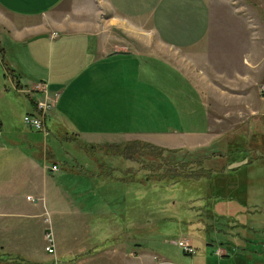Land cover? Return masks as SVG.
I'll return each instance as SVG.
<instances>
[{
  "label": "rangeland",
  "instance_id": "rangeland-1",
  "mask_svg": "<svg viewBox=\"0 0 264 264\" xmlns=\"http://www.w3.org/2000/svg\"><path fill=\"white\" fill-rule=\"evenodd\" d=\"M206 2L209 17L207 27H203L205 23L201 26L206 29L204 36L197 43L180 48L162 42L161 35L153 28L159 19L158 15L156 19L155 11L154 13L145 11L144 19L122 20L114 15V11L104 0H80L77 5L66 3L65 10H69L70 13L63 12L64 14L60 13L58 16L72 24L82 25L81 29L85 30L97 31V27H105L104 30L107 33L116 34L121 38L113 42L119 47L129 48L133 45V49L138 48L144 54H158L181 65L182 69L195 77L197 84L199 83L197 88H201V94L207 100L211 115L208 133L176 137L177 140L185 142L183 144L185 150L193 152L190 154L191 157H201L199 156L201 153H210L216 148H225L227 142L240 138L244 139L246 147L249 148H247L248 151L254 152L255 156H260V150L264 149V92L261 90L264 84V0H207ZM164 5L171 6L169 10L160 14L167 23L171 21L188 22L187 13L189 11L176 12L177 5L168 0L164 2ZM172 9H174V14L168 15ZM14 20L21 19L14 18ZM48 20H50L49 17ZM104 30H98L101 31V36H104ZM77 33H73L77 35L76 42L81 43L86 39L85 34ZM0 40V44L7 49L4 53L0 52V118L4 121L1 140H5L1 141L0 145V214H5L2 213L3 211L9 212L13 208L16 209V213L0 216V244L6 246L2 248L10 253L8 257L0 253V264H15L19 263V260L23 262L31 260L21 252L12 251L20 246L31 247L32 251L29 256L32 258L42 259L46 264H54L55 254L46 250L47 230L52 231L55 240L58 241V243L56 241V251L61 244L66 252H72L74 246H83L87 248L85 252L87 254L92 251L91 248L102 246L101 243H104V240L106 242L117 241L114 234L118 235L120 231H124L123 236L131 231L137 239L128 234L126 238L129 245L128 251L135 249L138 242L144 245L155 243L149 247L158 252H165V255L170 254L173 258H178L177 262L180 264H203L204 256L207 264H235L232 259H225L224 262L217 260L219 257L216 255L219 245L217 243L221 238L220 232H211L216 243L208 244L205 232L199 228L201 225L196 220V209L193 205L203 203L201 197L205 191L203 180L169 187L141 185L137 187V190L131 191L120 185H99L96 177L83 172L85 169H93L97 173L99 169L107 172L109 169L121 168L122 173H116L124 177L127 171L144 174L146 172L144 167L150 163L143 158V154L148 151L144 148L146 143L143 145L137 141L133 146L131 145L132 152L127 149L126 143L133 142L134 139L119 141L122 143L121 146L102 143L96 146L102 151L93 153L94 157L87 154L84 142H105L88 141L97 138L95 136L97 134L86 135V138L78 136L77 140L74 139L76 135L72 132H77L81 126L84 128L99 126L97 122L90 119L92 112L87 110L90 104L88 93L76 95L78 96L76 100L81 97L83 99L80 105L84 109L81 110L83 115L71 109L70 102L65 110H58L63 127L67 130L60 126L58 132L50 131L45 136L44 132L31 129L25 123L24 115L33 109V101L28 94L14 89L12 75L6 73L7 67L13 64L15 72H12L21 79L19 80L24 87H32L35 84L34 73L32 76L28 73L29 69L32 71L29 66V47L26 44L28 37L15 36L9 30V32H3ZM71 49L76 48L71 47ZM69 50L70 48H66L67 53ZM17 57L20 61H25L26 66H22L21 62L20 67ZM100 87L104 86L100 85ZM49 93L54 96L53 92ZM56 94H58L57 99L59 93L55 92ZM48 122L51 124L50 119ZM23 134L38 143L37 146L41 151L37 149L39 154L45 156L49 163L59 161L60 170L55 173L47 171L49 183L46 185L45 179L42 183L43 189H40V175L33 173V177H37L39 188L34 186L36 183H32L28 184L31 187L18 189V194H11L12 190L9 186L12 182L9 179L13 177V169H10L12 166L9 164L15 162L17 154L21 150L26 152L29 146L22 140L18 143H11L8 137L19 138L18 136ZM161 141L165 142L167 139ZM42 143H47L48 148L45 149ZM15 145L19 148L17 149ZM89 148L91 147L88 146L87 149ZM120 152L123 156H113ZM195 159L206 161L208 164L205 165L208 167L212 165L215 168H225L226 165V157L214 153L209 157ZM43 160H37L38 164L33 162L32 169H43ZM247 168L245 179L249 177L248 202L252 208L256 207L257 210L244 212L240 216L235 214L248 224L249 228L246 232L253 238V249L261 251L264 244V158L257 157L256 161ZM15 175L16 178L13 177V180L22 176L21 173H15ZM261 184L262 187H260ZM16 185H22V183ZM30 195L34 196V199L29 198ZM231 205L235 208H242L237 201H232ZM19 213L22 215L30 213L33 218L25 224L24 233L27 239L24 241L20 238L17 240L20 244L15 246L17 242H11L13 239L9 238L7 231L4 229L5 232H1V229L2 226L7 225V230L9 226L12 227L17 222ZM9 219L15 221L9 224ZM117 219L119 221H116ZM159 224L161 231L167 226L170 228H165L169 232L161 234L158 238ZM222 224L216 222L215 225L222 226ZM45 226L47 229L44 233ZM128 227L131 229L128 230ZM14 233L23 236L21 228L15 229ZM184 236L192 237L198 242L199 246L195 253L184 251L172 241V239ZM13 245L15 247L12 248ZM221 250L224 255L234 251L228 246ZM250 261L255 264H264V255L254 253ZM67 263L73 264L70 261ZM89 264L110 263L98 253L94 255V259Z\"/></svg>",
  "mask_w": 264,
  "mask_h": 264
},
{
  "label": "crops",
  "instance_id": "crops-1",
  "mask_svg": "<svg viewBox=\"0 0 264 264\" xmlns=\"http://www.w3.org/2000/svg\"><path fill=\"white\" fill-rule=\"evenodd\" d=\"M104 1L112 8L114 15L122 20L141 19L145 11L151 13L155 11V17L157 19L158 15L159 19L157 24L153 25V28L161 35L163 43L174 47L180 48L197 43L206 31L201 26L203 23H205L203 27L208 25L207 0H168L177 5L178 10L176 12H179V10L189 11L187 13L188 22L186 23L176 21L167 23L166 20L162 19L163 16L160 14L171 8L170 5H164L167 0ZM66 3L77 5L80 0H0V36L3 32H9L10 30L15 36L28 37L26 44H28L30 53L29 66L32 68V71L29 69L28 73L30 76L34 73L33 80L35 84L32 87H24L20 82L21 79L12 72H15L14 65L12 64L13 67L8 66L6 73L12 75L14 89L28 94L33 101L32 106L35 105V100L42 96V92L37 90L39 85L46 84L51 92L59 93L54 108L47 119V122L49 119L51 122V124L48 122L52 129L51 132L57 131L60 126L63 127L58 110H65L69 102L72 105L71 109L77 110L83 115L81 110L84 109L80 106L83 99L81 97L76 100L78 93H88L90 104L87 110L92 112L90 119L99 125L94 126L96 128L81 126L77 132H72L77 137L82 138H86V135L97 134L95 135L97 138L88 141L116 142L139 138L167 147H184L185 142L177 140L176 137L184 135L188 137L209 132L211 113L207 100L201 94V88H197L199 83L197 84L195 77L182 69L181 65L175 64L158 54H144L138 48L133 49V45L129 48L119 47L118 44L113 42L115 39L121 38L116 34L107 33L104 30L105 27L100 28L101 26H99L96 29L97 31L85 30L81 29L82 25H75L62 20L58 14L70 13L69 10H65ZM169 14H174V9L169 11ZM48 17L50 20H48ZM14 18H20L21 20H14ZM98 30H104V36H101V31ZM73 33H83L86 35V39L81 43L76 42L77 35ZM71 47L76 49H71ZM66 48H70L69 53H67ZM0 49L2 53L7 51L2 44H0ZM17 61L20 67L21 62L22 66H26V62L20 61L18 57ZM38 78H40L39 81H37ZM100 85L104 87L101 88ZM5 88L8 90V86ZM3 126L4 121L0 118V145L1 141H5L1 140ZM65 130L67 129L65 128ZM9 137L8 140L11 143H18L22 140L29 146L26 152L21 150L17 154L15 162L9 164V166H12L10 169H13V177L16 178L15 173L22 174L17 180H13V177L9 179L12 182V185L9 186L12 190L11 194H18V189L31 187L28 184L32 183H36L34 186L39 188L37 177H33V173L40 175V189H43L42 183L45 179L46 185L49 183L47 171L50 170L51 173H55L60 169L52 170L50 168V165L54 162L49 163L45 156L39 154L38 143L29 136L23 134L18 136L19 138L12 139ZM162 139H167V141L162 142ZM42 144L45 149L49 146L47 143ZM15 146L17 149L19 148L17 145ZM39 159H44L42 162L44 164L42 165L43 169H32L33 162L38 164L36 161ZM34 166L36 167V165ZM19 167L20 169H18ZM18 183H22V185H16ZM23 185L25 187H22ZM260 187H262V184ZM261 195L263 196L262 193ZM2 213L5 214H0V216L16 213V209L13 208L9 212L3 211ZM24 214L19 213V218L16 219L17 222L12 227L9 226L8 230V225L2 226L1 232L7 231L9 238L13 239L11 242L16 243L20 238L24 241L27 239L24 233L26 231L25 224L31 221L33 217L30 213ZM13 216L17 217L18 215ZM9 221V224H11L15 220L9 219ZM47 226L44 228V233ZM155 227L158 228V226ZM20 228L23 236L14 233L15 229ZM4 229L5 231H3ZM123 232L120 231L118 235L114 234L118 239L117 241L106 242L104 240V243H101L102 246L91 248L92 251L87 254L85 253L87 248L83 246H74L72 252H66L61 244L62 249L61 247L58 248L59 250L57 249V256L63 261H70L73 264H89L94 259V255L98 253L103 255L110 264H161L155 258L157 255L167 261L162 264H180L177 262L178 258H173L170 254H167L169 255L167 256L165 252H158L149 247L155 245V243L144 245L142 242H138L135 249L128 251L129 245L126 242L128 234L133 238H136V236L131 231L130 233L125 231L126 235L122 236ZM211 232H220L221 239L217 243L219 244L217 250L225 249L228 246L225 242L226 232L217 229ZM165 233L161 231L157 237L159 238L161 234ZM206 236L207 243H216L211 233H206ZM248 236L250 239L242 245H240L242 242L240 237H232L234 251L228 256H226L227 253L224 255L217 252L216 255L219 256L217 260L224 262L225 259H232L235 264H255L250 261V258L254 253L264 255V244L261 251H256L252 245L253 238L249 234ZM190 239L193 244L195 243L197 251L198 242L192 237ZM175 240L172 239L174 243H176ZM19 242L15 246L19 245ZM15 246L13 245L12 248ZM0 247L6 248L1 244ZM12 251L21 252L31 260L44 261L29 256L32 251L31 247L20 246L17 250L12 249ZM203 264H207L205 256Z\"/></svg>",
  "mask_w": 264,
  "mask_h": 264
},
{
  "label": "trees",
  "instance_id": "trees-1",
  "mask_svg": "<svg viewBox=\"0 0 264 264\" xmlns=\"http://www.w3.org/2000/svg\"><path fill=\"white\" fill-rule=\"evenodd\" d=\"M0 52H2L1 49ZM27 113H36V104L33 106V109ZM32 129L36 130L34 128ZM77 138V136H74V139L77 140ZM137 141L141 142L143 145L146 143L144 148L148 150L143 154V158L150 161L147 167H144V170L146 171L144 174H135V172L127 171L126 175L123 177L119 174L122 173L121 168L109 169L107 172H104V169H99L97 173H95L93 169H85L83 172L96 177L97 184L99 185H120L131 191L137 190V187L141 185L145 187H150V184L169 187L176 184H184L192 181L203 180L205 182V191L201 196L203 198V203L200 205H193V207L196 209V220L201 225L199 228L202 229L205 234L211 233V231L215 229L219 231L224 230L226 232L225 242L228 244L230 249H233L232 237H240L242 241L241 243H247L250 237L248 236L246 229L249 228V226L235 213L239 214L240 216L243 215L244 212H254L257 210L256 207L252 208V205H249L248 202L247 191L249 177L245 179V172H248L247 167L256 161L257 157L264 158V149L260 150V156H255L254 152H251L250 150L249 152L247 150L248 147H246L244 139L240 138L227 142L225 148H222L223 150L216 148L210 153L206 152L199 154V156L204 158L209 157L212 153L225 156V168H215L212 165H209L210 167L205 165L208 164L206 161L203 162V160L195 159L201 157H191L190 154L193 152L185 150L183 147H167L139 138L134 139L133 142L129 141L126 143V147L130 152H132V146ZM102 143H106V145L111 144L114 146L122 145V143L119 141H105L95 143L84 142L83 145L86 146L87 154L91 157H94L92 155L93 153L102 151V149L96 147ZM88 146L91 148L87 149ZM135 151H137V149ZM103 154L101 155L103 156ZM121 155L123 156L122 152L115 153L113 156ZM52 162L58 163L59 161ZM61 166L62 168H65L64 165ZM98 166L101 167L99 163ZM232 201L239 202L242 205V208H235L233 205H231ZM216 222H221L224 225L222 224V226H216ZM165 228H170V226ZM165 228L162 231L167 233L168 229ZM130 229L131 228L128 227V230ZM159 230L161 232L160 224ZM212 241L214 240L212 239ZM0 253L4 254L6 257L10 256L9 251L2 247H0ZM228 255H230V253L226 254V256ZM15 264L46 263L44 261L29 260L23 262L19 260V263Z\"/></svg>",
  "mask_w": 264,
  "mask_h": 264
},
{
  "label": "built area",
  "instance_id": "built-area-1",
  "mask_svg": "<svg viewBox=\"0 0 264 264\" xmlns=\"http://www.w3.org/2000/svg\"><path fill=\"white\" fill-rule=\"evenodd\" d=\"M37 90L42 92V96L35 100L36 104V113H26L24 115V121L25 123L36 130H39L41 132H44L45 135H48L50 133V126L48 125L47 119L48 115L50 114L51 110L54 108V103L56 101V96L50 95L49 88L46 84L37 86ZM261 90L264 92V84L262 85ZM57 93V92H56ZM50 168L52 170H59L60 165L57 162H54L50 165ZM29 198L34 199V196L30 195ZM46 250L49 253L55 254L54 257V264H68L66 261H63L57 256L56 251V240L55 236L52 233V231L47 230L46 234ZM175 242L186 252L188 253H195L196 247L192 243L191 239L189 237H180L179 239H176ZM217 252L221 253L222 250L218 249ZM222 254V253H221ZM155 258L158 260V262L165 263L167 262L164 259H161L159 256H155Z\"/></svg>",
  "mask_w": 264,
  "mask_h": 264
}]
</instances>
